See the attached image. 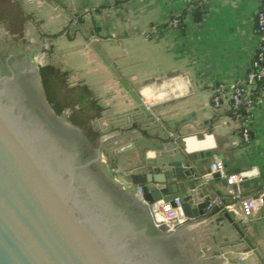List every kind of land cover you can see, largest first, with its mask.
<instances>
[{"label": "crops", "instance_id": "crops-1", "mask_svg": "<svg viewBox=\"0 0 264 264\" xmlns=\"http://www.w3.org/2000/svg\"><path fill=\"white\" fill-rule=\"evenodd\" d=\"M261 2L23 0L28 15L24 38L43 64L60 66L71 84H86L94 92L104 107L95 125L101 129V142L109 141L113 152L139 138L153 139L176 151L175 158L190 160L207 186L205 194L214 195L211 200L222 197L229 202L235 187L216 176L206 179L217 159L230 173L251 171L241 183L244 197L264 192V89L253 110L251 142H244L231 115V90L252 68L258 46L255 18ZM176 13L183 14V30L169 25ZM220 83L227 91L215 106L213 95ZM159 154L142 147L114 152V183L131 197L130 175L143 171L132 168ZM233 216L264 258V204L253 216L240 210ZM212 217L179 226L175 242L189 253L192 249L201 264H261L227 220L219 229Z\"/></svg>", "mask_w": 264, "mask_h": 264}, {"label": "water", "instance_id": "water-1", "mask_svg": "<svg viewBox=\"0 0 264 264\" xmlns=\"http://www.w3.org/2000/svg\"><path fill=\"white\" fill-rule=\"evenodd\" d=\"M75 133L85 137L79 126L54 111L40 66H33L28 52L22 57L0 53V264H181L169 256L175 229L158 226L148 203L175 205L180 198L190 219L209 217L207 205L214 195L205 194L207 186L190 160L175 158L176 151L153 139L115 148L116 154L138 147L160 151L132 168L143 171L130 175L131 201L95 167L109 141L100 142L96 156L84 157ZM160 137L166 138L163 133ZM139 186L145 201L137 193ZM212 214L211 223L221 229L227 220L264 264L232 213L219 205Z\"/></svg>", "mask_w": 264, "mask_h": 264}, {"label": "built area", "instance_id": "built-area-1", "mask_svg": "<svg viewBox=\"0 0 264 264\" xmlns=\"http://www.w3.org/2000/svg\"><path fill=\"white\" fill-rule=\"evenodd\" d=\"M35 0H28L33 2ZM208 0H199L200 5H205ZM180 13L174 14L169 25L174 29L183 30L184 22L181 20ZM256 31L259 37L258 46L252 62V68L247 72L244 79L239 80L231 90V115L232 118L240 125L241 135L244 142L249 143L252 139L251 123L253 118V110L256 106V99L251 96V90L256 80L264 78V0H262L259 10L255 18ZM227 87L224 83H220L215 88L213 95V104L220 106L222 97L226 93ZM251 174L250 170L238 173H230L227 171L224 162L217 159L211 163L210 171L206 174V179H213L215 176L225 179L228 184L233 185L235 189L231 194V201L227 202L222 197L210 200L207 205L208 212L213 211L216 206L221 205L222 208L232 214H238L239 210L246 217L253 216L257 210L264 204V192L257 197H244L242 194L241 183ZM137 193L144 200L142 188H137ZM175 205L170 201L159 200L148 203L154 222L158 226H166L170 229H177L179 226L193 223V219L187 217L181 206V199H174ZM239 203V209L236 203Z\"/></svg>", "mask_w": 264, "mask_h": 264}, {"label": "trees", "instance_id": "trees-1", "mask_svg": "<svg viewBox=\"0 0 264 264\" xmlns=\"http://www.w3.org/2000/svg\"><path fill=\"white\" fill-rule=\"evenodd\" d=\"M182 18L183 14L181 20ZM27 20L23 0H0V27H3L14 40H22L25 37ZM40 75L46 97L54 111L59 115L68 111V119L82 129L91 145L90 148L98 145L102 132L95 125V120L103 116L104 107L94 92L86 84H71L68 72L52 62L40 65ZM262 89L264 78L256 80L251 96L257 99ZM125 197L132 201L130 196ZM216 209L218 206L214 208Z\"/></svg>", "mask_w": 264, "mask_h": 264}, {"label": "rangeland", "instance_id": "rangeland-1", "mask_svg": "<svg viewBox=\"0 0 264 264\" xmlns=\"http://www.w3.org/2000/svg\"><path fill=\"white\" fill-rule=\"evenodd\" d=\"M25 52H28L29 57L31 59V62L33 66H40L44 63V60L41 58L36 57V49L29 46L28 41L26 38H23L22 40H14L12 36H10L6 30L3 27H0V53L4 56H7L8 54H16L19 57L24 56ZM35 84V82H34ZM36 87V84H35ZM69 112L67 111L65 114L62 115L65 119H68ZM75 132L78 133L77 130L74 129ZM101 138L99 139V142H101ZM90 147V146H89ZM87 147L89 150L90 148ZM105 155V160L102 157V160L98 162L95 167L98 170V172H104L107 175V180L112 183L114 187L121 190L113 181L112 171L110 170L111 161H114V152L111 148L107 147L103 150V156ZM101 174V173H100ZM127 195V194H126ZM129 196V195H127ZM144 210V209H143ZM188 253V252H187ZM189 255L193 258L192 264H201L200 260L197 258L193 250H190Z\"/></svg>", "mask_w": 264, "mask_h": 264}, {"label": "flooded vegetation", "instance_id": "flooded-vegetation-1", "mask_svg": "<svg viewBox=\"0 0 264 264\" xmlns=\"http://www.w3.org/2000/svg\"><path fill=\"white\" fill-rule=\"evenodd\" d=\"M80 142L81 149L83 150L84 157H94L97 154V148L100 144L96 145L95 147H91L90 143L87 141L86 136L81 138L77 133L73 134ZM90 146V147H89ZM89 147L90 150L87 148ZM134 210L136 212H143L142 208L134 206ZM169 256L176 261L181 262V264H192L193 258L189 255V252L184 250L181 246H179L175 241L171 242L169 245ZM188 252V253H187Z\"/></svg>", "mask_w": 264, "mask_h": 264}, {"label": "bare ground", "instance_id": "bare-ground-1", "mask_svg": "<svg viewBox=\"0 0 264 264\" xmlns=\"http://www.w3.org/2000/svg\"><path fill=\"white\" fill-rule=\"evenodd\" d=\"M33 73H34V76L33 77L38 80L39 77H38V74H37V69H34V72Z\"/></svg>", "mask_w": 264, "mask_h": 264}]
</instances>
